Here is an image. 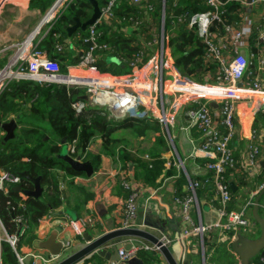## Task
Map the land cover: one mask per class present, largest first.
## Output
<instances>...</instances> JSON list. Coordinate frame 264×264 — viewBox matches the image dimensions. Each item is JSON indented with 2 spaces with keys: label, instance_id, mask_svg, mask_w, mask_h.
<instances>
[{
  "label": "crops",
  "instance_id": "1",
  "mask_svg": "<svg viewBox=\"0 0 264 264\" xmlns=\"http://www.w3.org/2000/svg\"><path fill=\"white\" fill-rule=\"evenodd\" d=\"M56 1L5 0L3 2L0 10V76L4 77L6 81L7 79L10 80L9 82L17 80L16 77L12 78L9 75L10 68H16L17 43L32 39L50 56L51 51L42 45L41 40L56 22L57 17L53 19L48 30L43 32V34H41V28H43L45 23L42 27L40 25L45 14ZM160 2L164 4V0H160ZM241 4L242 10L240 12L241 19L239 22L241 26H236L234 29L238 27L237 29L257 30L258 24L264 16V3H252L251 0H241ZM88 10L92 13L93 6ZM163 13L164 11L161 7L159 25L157 24V18H153V20L151 17L150 19L149 29L153 33L152 39L155 43L156 40L159 41L162 37L167 41L168 31ZM178 14L179 8L174 11V15L177 16ZM105 17L110 16L104 14L103 18ZM79 19L84 21L81 18ZM65 23H67L65 25H72L75 23V20ZM163 23L165 26L164 32ZM132 28H135V26L129 28V30ZM79 32V28L72 32L71 35L67 31L65 43H63L66 48L63 46L62 50L64 48L67 49V47L71 51L80 50V55L82 56L84 51L81 48H77V46L80 47L76 39ZM156 32L159 34V38L156 36ZM212 32L215 35L216 41L224 43L225 45L227 44L225 55L228 59H231L237 51V49H234V44L232 43V31L215 30L213 27ZM196 33L199 36L197 31ZM60 35L59 32L58 36ZM248 36L249 33L243 36L242 43L238 48V51L246 56L249 55ZM145 38L146 34L139 33V39H143L144 41ZM166 43L169 45V51L172 55L171 46L168 41ZM156 47L157 45H154L151 55L154 53ZM263 48L264 45L263 47L261 46V50L264 51ZM179 67L181 72H185L181 66ZM257 69L258 72L256 75L262 80L264 85V70L259 67ZM23 79L38 81V79L30 77H24ZM30 105L31 102L28 103V106ZM211 105L217 110L216 103ZM263 110L264 103L258 101V99L238 103L236 116L237 131L232 139L233 155L236 160V165L233 166L234 168L230 167L229 170L231 173L229 174L228 180L229 183L231 181L234 183L235 189L231 188L233 192L231 195H233L228 207L230 210H237L247 205L246 214L249 220L247 227L236 225L230 229H226V227L218 225L219 222H225V217H221L220 215L221 204L219 192L216 188L212 173L204 167L205 157L201 154L196 156L192 155L193 147L200 144L201 138L198 131L190 124V120L186 115L179 113L177 120L168 130L157 120L151 119L150 117H134L138 119L135 120L137 127L124 128L133 129L139 133L135 132L131 138L124 137L119 135L123 129L120 128L115 133L116 139L118 140L116 144L119 143L117 145L118 147L124 146L131 155L139 160L142 159L141 153L154 152L159 154L164 159V163L159 165L160 173L156 179L146 181L142 176V170L137 160L129 159L124 161L118 155L109 156L104 153L101 154L99 167L94 169L91 175H78L73 178V181L77 184L74 187H71V185L67 186L66 179H69V177L65 175L63 170L54 169L61 181L64 191L63 197H69L68 203L72 206L80 201L82 207L79 213L73 208L68 210L66 206L64 207V204L55 209L56 213L42 218L35 229L37 236L33 240V243L22 247L21 257H23L24 264L50 263L46 262L52 257L50 252L40 247L39 243L53 231L57 233V240L70 242L67 252L70 253L87 243L84 236L85 232L87 235L97 236L109 231V225H113V228H118L124 216L128 213L125 207L128 203V195L131 192V195L134 194L136 212V224L134 226L141 227L163 237L177 258H185L186 261H184V264H240L239 252L245 245L244 239L254 241L261 233V226L253 215V203L258 193L264 187V123L260 118H257V115ZM12 118L16 119V114L10 113L8 119ZM8 119L2 120L7 121ZM18 127H20L19 124ZM143 127H146V129ZM156 127H159L160 130L163 127L168 135L171 136V139L165 138L160 131H156ZM148 128L152 129L151 133L147 131ZM154 131L156 136L152 134ZM149 133L151 134L150 136ZM4 134L5 131L0 128L2 139ZM48 137L49 135L45 138ZM159 137L163 138L160 143ZM144 138L150 139L149 143L146 141L144 144ZM97 139H99L98 141L100 143V150L97 153H100L103 143L99 136ZM255 143L259 145V152H257L258 155L255 159V164H252L249 162L248 148ZM67 150L69 152L68 147ZM197 181L200 182L198 186L200 194L194 193L193 183ZM71 188H77L76 193L72 191H68L67 193V189L69 190ZM188 194H194V198L185 210L183 198ZM260 207L261 205L259 209ZM72 211L76 213L78 219L90 220L83 227L81 234L77 233L71 226V220H74L71 215ZM140 212L142 213L141 215ZM260 215L264 217V212ZM1 224L0 238L2 241L6 238V233L3 224ZM88 225L89 228L87 227ZM196 226H203L204 231L194 230ZM178 229L182 234L180 237L178 236ZM226 230L230 232L229 239L227 241L218 240V237H225ZM187 231H189V234H186ZM207 233L210 236V242L213 243L212 245L205 243L204 235ZM166 235L172 239L165 238ZM128 241H131L133 244L153 245L144 238L119 236L104 244V247H107L108 251L112 253V245ZM155 250L158 251L156 248ZM159 254L163 259L160 264H168L163 255L160 252ZM59 259L56 258V261ZM52 262L54 261H51L50 264H53ZM116 263L117 261L107 259L97 252H92L76 264Z\"/></svg>",
  "mask_w": 264,
  "mask_h": 264
},
{
  "label": "trees",
  "instance_id": "2",
  "mask_svg": "<svg viewBox=\"0 0 264 264\" xmlns=\"http://www.w3.org/2000/svg\"><path fill=\"white\" fill-rule=\"evenodd\" d=\"M97 1L102 9L110 0ZM221 1H223L222 20L214 23L215 30L225 31L227 25L233 28L240 27L241 1ZM91 6L90 0H72L57 16L56 22L41 40L42 45L51 51L49 57L56 60L63 71L66 70L67 65L77 63L81 56L80 50L71 51L69 47L65 49L66 46L62 51L57 50L56 45L65 43L67 36L63 25L67 24L65 22L74 21V16L87 20L91 15V11L88 10ZM161 7L165 12L167 41L177 64L197 80L215 81L221 74V67L216 60L206 57L204 43L197 35L196 29L188 25L191 15L209 8L205 0H164V4H161L160 0H141L138 3L133 0H116L112 16L102 17L97 23L100 47L95 50L94 55L99 69L123 74L132 70L133 63L141 65L145 62L156 45L152 39L153 33L149 29L150 19L160 17ZM178 8L179 14L176 16L174 11ZM134 26L135 28L129 30ZM89 29L90 26L85 30L79 29L80 32L76 38L77 43L80 44L77 48H81L82 51L89 47V42L85 40ZM59 32L60 36H58ZM139 33L146 34L144 41L139 39ZM263 45L259 30L251 31L248 36L249 63L245 75L247 81H252L257 76L259 58L264 56V51L261 50ZM108 56H116L120 61L110 62L107 60ZM80 92L79 89L65 83L37 82L22 78L9 82L0 94V118L8 119L9 114L14 113L20 125L15 130L14 138L4 141L0 135V176L2 172L20 176L18 182L4 180V186H0V220L8 235L17 236L15 245L5 238L1 241V264H21L19 257L22 254V247L33 243L37 236L35 229L39 221L49 214L56 213L55 209L65 204L64 207L66 206L68 210L73 208L80 213L81 202L75 203L74 206L68 203L69 197L68 195V198L63 197L64 191L60 178L54 171V169L63 170L69 177L66 179L67 186L71 185V187L77 185L73 181L75 176L86 175L84 171L71 167L58 155L62 150L64 139L67 147L74 145L75 151L73 153L69 151L73 157L85 153V158L92 161L95 169L99 167L101 154L104 153L109 156L118 155L124 161L137 160L146 181L156 179L160 173L159 165L164 163V159L159 154L151 152L147 153V157L141 155V161L131 155L124 146L116 145L118 141L115 136L116 131L124 127H137L135 120L138 119L125 117L120 120H107V115L95 108L76 112L72 104L80 98ZM30 102L31 105L28 106ZM24 106L29 111L25 112ZM257 118L264 123V110L257 115ZM156 131H160V128L156 127ZM47 135L49 137L45 138ZM98 136L102 139L103 146L100 153L94 154L89 152L90 145ZM162 140L163 138L159 137V143ZM254 146L259 149V145L255 143L248 148V155ZM257 155L255 154V159ZM205 163L206 160L204 167ZM235 165L234 158L233 166ZM233 166H228L225 172V183L230 190L229 169ZM25 170H29L33 177L40 176L43 187L40 196H27L14 188L16 185H20L23 189L34 188V183L21 175V172ZM194 183V193L200 194L198 187L200 182ZM76 189H67V193L68 191L76 193ZM231 193H233L232 190ZM131 194L132 192L128 197ZM189 196L191 194L186 195L183 200ZM260 205L259 212L263 214L264 193L260 197ZM228 209L230 210L229 207ZM87 227L89 228V225ZM225 233V237H218V240L227 241L230 232L226 230ZM209 237L208 233L204 235L205 243L212 245ZM136 256L142 258L146 264H160L163 261L156 250L141 248L137 250ZM262 256L264 255L258 254L252 264H264L261 260Z\"/></svg>",
  "mask_w": 264,
  "mask_h": 264
},
{
  "label": "built area",
  "instance_id": "3",
  "mask_svg": "<svg viewBox=\"0 0 264 264\" xmlns=\"http://www.w3.org/2000/svg\"><path fill=\"white\" fill-rule=\"evenodd\" d=\"M4 1H0V10ZM71 1L57 0L50 16L52 13L58 16ZM133 1L138 3L141 0ZM115 2L116 0H110L102 8V16L90 25L89 33L85 37V40L89 42V47L83 52L77 63L67 65L66 70L63 71L56 60L51 59L44 49L29 39L16 44V68H10L9 75L12 78L16 77L17 80L24 77L34 79L45 77L42 80L73 86L81 91L80 98L72 104L76 112L95 108L104 112L107 119L150 117L168 130L177 120L179 113H183L189 118L190 124L198 131L201 138L200 144L193 147L192 155L201 154L205 157V169L212 173L219 192L220 215L225 217V222H219L218 225L226 228L236 225L248 226L247 205L237 210L228 209L232 195L230 188L225 183V172L227 167L233 166L234 163L231 141L237 131L238 103L257 99L264 103L263 82L258 76L252 81L245 80L249 62L247 56L238 51L243 36L250 33L251 30L234 29L231 25L226 26V30L232 31V43L234 49H237L235 55L228 59L225 55L227 44L216 41L212 32L214 23L222 20L223 1L205 0L209 8L191 15L188 25L194 27L202 38L206 57L216 60L221 67V74L216 77L215 81H200L185 72H181L179 65L169 51L167 41L163 37L159 41L156 40L157 47L145 62L141 65L133 63L130 72L115 74L101 71L94 55L95 50L100 47L98 43L100 33L97 29V23L100 22L104 14L112 16ZM251 2L264 3V0H251ZM163 15L165 18V12ZM49 17L45 19L44 16L45 22L42 20L43 23L41 22L40 27L46 23ZM257 29L264 42V16ZM63 46L64 44H58L56 48L60 51ZM259 63V68L264 70L263 55L259 58ZM9 81V79L6 81L4 77L0 76V93ZM85 94L87 98H83ZM212 102L216 103L217 110L212 107ZM68 148L70 153L75 151L74 145H70ZM257 152L258 149L254 146L249 153L250 163L255 164ZM85 156V153L83 155L78 154L74 158L86 160ZM4 180L18 182L20 176L3 173L0 176L1 187L4 186ZM193 198L194 194L183 200L185 210ZM126 209L128 213L124 216L119 227H132L136 224L134 194L129 197ZM89 221V219L83 218L71 220V226L77 233L81 234L83 227ZM194 230L203 232L204 227L196 226ZM186 234H189V231ZM5 239L15 245L17 236L6 233ZM141 248L155 250L156 247L150 244L132 243L130 249H119L118 261L129 260ZM56 258L59 257L52 256L46 262H55ZM19 260L21 264H24L23 257L20 256ZM261 260L264 262V256L261 257Z\"/></svg>",
  "mask_w": 264,
  "mask_h": 264
},
{
  "label": "water",
  "instance_id": "4",
  "mask_svg": "<svg viewBox=\"0 0 264 264\" xmlns=\"http://www.w3.org/2000/svg\"><path fill=\"white\" fill-rule=\"evenodd\" d=\"M93 11L90 15V17L85 20L81 21L77 16H74L73 19L75 20V23L72 25H63V27L68 31V33L71 35L72 32L75 30L82 29L85 30L88 25H92L95 23L101 16H102V10L101 7L98 4L97 0H90ZM55 4L48 10L45 17L53 10ZM45 22V19L43 20ZM42 22V23H43ZM107 60L110 62H119L120 59L116 56H108ZM83 98H87V95H83ZM214 102H212L213 104ZM18 127L17 120L15 118L9 119L7 121H3L0 118V128L5 131L4 140H9L11 138H14L16 136L15 130ZM63 147L61 152L58 154L60 157H62L71 167L77 170L84 171L87 175H91L94 172V165L90 159L86 160H79L74 158L67 150V145L65 142V139L63 140ZM66 145V148H65ZM21 175L30 179L34 183L33 189H23L20 185L14 186L16 190L21 191L27 196H35L38 197L42 193L43 187L40 182V176L33 177L29 170H25L21 172ZM230 186L232 189H235L234 183L231 181ZM264 192V187L261 189V191L258 193L257 197L254 200L253 203V215L256 219V221L261 226V233L258 238H256L254 241H249L244 239L245 245L241 249L240 253V264H252L253 259L258 254L264 253V217H262L259 213V199L261 195ZM142 213L140 212V215ZM72 218L74 220L78 219V216L73 211L71 212ZM109 231L104 232L97 236L87 235V233H84L85 239L87 243L80 247L79 249L72 251L70 253L68 252V248L70 246V242H63L62 240H57V233L53 231L49 234V236L42 241H40L39 245L40 247L47 249L52 256H57L60 259L56 261L53 264H76L78 261H80L82 258L86 257L92 252H97L99 255L111 259L113 261L119 260V249L125 248L130 249L132 247V243L130 241L125 243H119L112 245L113 252L111 253L108 251L107 247H104V244L109 242L110 240L119 237V236H135L140 237L148 240L151 242L156 249L163 255L164 259L168 264H184L185 258H177L173 250L170 248L169 244L166 242V240L155 234L152 233L146 229H143L141 227H121V228H113V225H109ZM163 231V230H161ZM179 231V229H178ZM167 236V237H166ZM165 238L172 239L171 237H168L166 235ZM178 236H182L181 231H179ZM118 264H145L142 258L139 256H133L127 261H118Z\"/></svg>",
  "mask_w": 264,
  "mask_h": 264
},
{
  "label": "rangeland",
  "instance_id": "5",
  "mask_svg": "<svg viewBox=\"0 0 264 264\" xmlns=\"http://www.w3.org/2000/svg\"><path fill=\"white\" fill-rule=\"evenodd\" d=\"M55 3V2H54ZM53 3V4H54ZM53 4H52V6H53ZM51 6V7H52ZM50 7V8H51ZM48 12V11H47ZM159 15H160V13H159ZM56 17H57V15L54 13H52L51 14V16L49 17V19L46 21V23L43 25V28H41L42 29V31H41V34H43V32H46L47 30H48V27L50 26V23L53 21V19H56ZM159 17V16H158ZM157 17V24L159 25V19L160 18H158ZM156 36L159 38V34L156 32ZM37 81V80H36ZM37 82H49V81H46V80H42V79H38V81ZM24 111L26 112V111H29L28 110V108L26 107V106H24ZM23 124V123H22ZM144 129H146V127H143ZM147 131H149L150 133L152 132V129H150V128H148L147 129ZM139 133V132H137V131H135V130H133V129H128V128H123L122 130H121V132L119 133V135H122V136H124V137H128V138H131L132 137V134H134V133ZM149 133V136L151 135ZM160 133L165 137V138H170L171 139V136H169L168 135V133L163 129V127H162V129L160 130ZM154 136H156V134H155V131H154V133H152ZM99 139H97V138H95L93 141H92V143H91V149L89 150V152H92V153H94V154H96L99 150H100V143H99V141H98ZM146 141H147V143H149V141H150V139H147V138H144V141H143V143L145 144L146 143ZM116 145H119V143H117ZM130 146V145H129ZM131 147V146H130ZM65 148H66V145H65ZM140 155H143V156H145V155H147V153H141ZM220 255H221V253H220Z\"/></svg>",
  "mask_w": 264,
  "mask_h": 264
},
{
  "label": "bare ground",
  "instance_id": "6",
  "mask_svg": "<svg viewBox=\"0 0 264 264\" xmlns=\"http://www.w3.org/2000/svg\"><path fill=\"white\" fill-rule=\"evenodd\" d=\"M49 16H50V13L45 17V19H47ZM33 35H34V33H33ZM33 35H31V36H33ZM42 79H45V77Z\"/></svg>",
  "mask_w": 264,
  "mask_h": 264
}]
</instances>
